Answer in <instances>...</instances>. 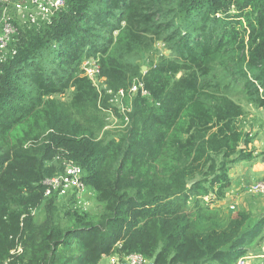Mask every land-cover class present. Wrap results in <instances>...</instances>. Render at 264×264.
<instances>
[{"label":"trees","instance_id":"obj_1","mask_svg":"<svg viewBox=\"0 0 264 264\" xmlns=\"http://www.w3.org/2000/svg\"><path fill=\"white\" fill-rule=\"evenodd\" d=\"M64 1L50 23L20 29L0 65V264H235L264 213L215 204L253 156L232 97L264 108V0ZM134 82L148 95L127 94L123 116L106 90ZM105 111L123 129L99 138ZM69 160L96 213L44 199Z\"/></svg>","mask_w":264,"mask_h":264},{"label":"built area","instance_id":"obj_2","mask_svg":"<svg viewBox=\"0 0 264 264\" xmlns=\"http://www.w3.org/2000/svg\"><path fill=\"white\" fill-rule=\"evenodd\" d=\"M64 6V0H0V65H2L9 56L10 45L13 42L14 37L19 33L20 29L39 28L50 23L52 19L64 8ZM13 53L14 52L12 51V54ZM91 62L93 65L92 69L88 66V75L86 73V68L88 63ZM82 70L84 72V76L91 80L95 87L96 82L100 83L101 87H96L97 90L105 88L103 84L104 80L97 78L99 69L96 61L89 60L84 62ZM138 92L142 96L148 95V93L143 90L140 82H134L127 92L123 89L117 90L116 93L106 90V94L111 96L109 103L114 102L117 104L115 106L119 109L120 114L123 116L125 113L129 112V109L126 108L123 103L125 96L127 94L129 96H134ZM117 120L119 121V119ZM42 185L44 186V199L55 197L56 200L60 201L62 199L67 200L72 198L76 202L75 206L83 211L90 209L87 208L88 201L91 200L94 202L92 199V193L87 190L82 181V171L80 167L75 165L70 160L63 162V170L60 175L45 179L42 182ZM249 193L264 196V179L252 184L249 187ZM19 253H21L20 247L10 252L11 255ZM254 258L264 260V251L256 257L249 253L245 257L238 259L235 264H250V260ZM144 261L145 260L140 255L131 254L125 256L122 260L110 257L109 264H143L145 263Z\"/></svg>","mask_w":264,"mask_h":264},{"label":"rangeland","instance_id":"obj_3","mask_svg":"<svg viewBox=\"0 0 264 264\" xmlns=\"http://www.w3.org/2000/svg\"><path fill=\"white\" fill-rule=\"evenodd\" d=\"M158 48L161 52V44H159V46H155V49H158ZM92 65H93L92 62L88 63V65H87L88 69L86 68V70H87L86 73L88 75H89V72H88L89 67H90V69H92ZM84 68H85V66H84ZM142 71L145 72L144 70H142ZM95 85L98 88L101 87L99 82H96ZM69 99H70L69 93L66 94L63 98H61V100L64 102H67ZM232 99L235 103L240 105L244 111V115L242 118H240L239 123H238L239 127H242L246 132H250L254 137L260 136V139H262V141L264 142V108H258L256 106L250 104L249 102L246 101V98H244L243 96H241L239 94L233 95ZM112 103H113V105H117L114 102H112ZM101 117H102V122H103L104 126L101 130L99 138L103 137L105 135V133H106V135L115 136L117 134V131H121L123 129L122 125L120 124V121H118L114 117L112 112L111 113L103 112V113H101ZM254 127H255V129H256V127H258V131H255ZM241 147H243V146H241ZM91 191H89V192H91ZM242 194H243L244 200L242 202H236V203L234 202V206L230 205L231 206L230 209H234V210H230L228 212H223V214L229 216L230 213H235V211H237L236 209L240 208V209H242L241 211L248 212V214H250L254 219H256L260 215H262V211H260L261 208L258 209L254 206H251V205H249V202L251 204V201H257V205L261 206L264 204V201L260 202V201L256 200V198H254L250 195L246 196L247 194L245 191H243ZM252 195L257 196L256 194H252ZM87 204H88L87 208H90L89 209L90 213H96L98 211L99 206L95 202L90 200L87 202ZM215 205H218L216 207L225 206L224 201L218 202ZM221 209L222 208H220V210ZM221 211H225V210L222 209ZM37 218L40 219L41 216L37 214ZM261 236L262 237L258 238L256 243L252 247H250V249H249V253L255 257L257 255H259L260 253H262V251H260V249H261V247L264 246V230H263V233ZM109 259L110 258L104 257L100 260V262L98 264H109ZM252 260H254L253 264H264V260H262V259L254 258ZM252 260H250V261H252ZM144 262L145 263H143V264H151V262L147 261V260H145Z\"/></svg>","mask_w":264,"mask_h":264},{"label":"crops","instance_id":"obj_4","mask_svg":"<svg viewBox=\"0 0 264 264\" xmlns=\"http://www.w3.org/2000/svg\"><path fill=\"white\" fill-rule=\"evenodd\" d=\"M255 129V127H254ZM255 131H258V127H256ZM252 137V143L248 146V151L253 152V156L244 161H240L236 163L229 172L230 178V188L226 192V199L224 200V205L222 208L228 212L231 206H234V202H242L244 200L242 192H246V196L250 195L256 200L263 202L264 197L261 195L253 196L252 193H249V187L257 181L264 179V142L260 139V136L254 137L250 132H248ZM231 205V206H230ZM249 205L254 206L260 211L262 214L264 213V204L261 206L257 205V201L249 202ZM221 209V210H222ZM237 211H241L242 209L238 208ZM248 213V212H246ZM231 214V213H230ZM234 214V213H232ZM264 246L261 247L260 251H264ZM261 254V253H260ZM259 254V255H260ZM250 264H253L251 261Z\"/></svg>","mask_w":264,"mask_h":264},{"label":"water","instance_id":"obj_5","mask_svg":"<svg viewBox=\"0 0 264 264\" xmlns=\"http://www.w3.org/2000/svg\"><path fill=\"white\" fill-rule=\"evenodd\" d=\"M142 70H144V71H145V67H143V68H142Z\"/></svg>","mask_w":264,"mask_h":264},{"label":"bare ground","instance_id":"obj_6","mask_svg":"<svg viewBox=\"0 0 264 264\" xmlns=\"http://www.w3.org/2000/svg\"><path fill=\"white\" fill-rule=\"evenodd\" d=\"M83 71V70H82ZM90 191V190H89ZM93 199H94V197H93Z\"/></svg>","mask_w":264,"mask_h":264}]
</instances>
